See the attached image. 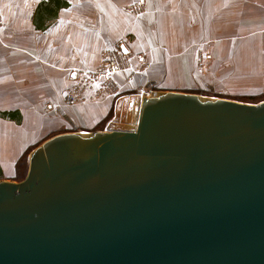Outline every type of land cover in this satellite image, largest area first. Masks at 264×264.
Listing matches in <instances>:
<instances>
[{
	"label": "water",
	"instance_id": "water-1",
	"mask_svg": "<svg viewBox=\"0 0 264 264\" xmlns=\"http://www.w3.org/2000/svg\"><path fill=\"white\" fill-rule=\"evenodd\" d=\"M0 264H264V102L114 96L0 186Z\"/></svg>",
	"mask_w": 264,
	"mask_h": 264
},
{
	"label": "crops",
	"instance_id": "crops-1",
	"mask_svg": "<svg viewBox=\"0 0 264 264\" xmlns=\"http://www.w3.org/2000/svg\"><path fill=\"white\" fill-rule=\"evenodd\" d=\"M107 1L112 3L65 0L66 7L58 10L56 18L38 29L35 16L43 0H0L4 23L0 27V186L27 181L34 150L43 145L60 137H92L103 132L106 124H112L113 119L107 120L114 111V96L118 93L140 86L143 90L148 82H158L154 75L160 65L157 54L132 42L135 51L145 53L152 61L148 72L134 78L128 72L118 73L113 91L106 96L84 104L67 103L71 68L95 65L102 48H113L118 37L128 30L122 20L102 21L99 8ZM213 2L217 14L227 0ZM235 2L231 8L238 14L248 3L254 11L259 6L260 12H264V0ZM85 13L94 19L86 18ZM173 69L170 66L168 70ZM143 92L139 91L142 96ZM161 93L168 91L147 94L141 99L152 100ZM25 158L23 167L21 160Z\"/></svg>",
	"mask_w": 264,
	"mask_h": 264
},
{
	"label": "rangeland",
	"instance_id": "rangeland-1",
	"mask_svg": "<svg viewBox=\"0 0 264 264\" xmlns=\"http://www.w3.org/2000/svg\"><path fill=\"white\" fill-rule=\"evenodd\" d=\"M109 1L112 3L104 2L99 8L102 21L113 18L128 26L115 45L125 41L133 53L146 55L133 49L131 43L137 42L139 47L157 54L161 69L154 72L157 83L148 82L143 90L140 86L116 96L141 99L147 94L168 91L247 104L264 102V12H260L259 6H254V11L248 3L238 14L231 8L235 0H227L216 14L214 0H142L139 11L132 14L128 7L138 0ZM85 16L94 19L93 15ZM3 25L0 11V27ZM105 48L95 65L70 69L69 85L72 71L92 70L100 65L109 49ZM147 61L149 67L140 72L152 68V61ZM170 66L175 70L169 71ZM139 91H144V95ZM91 95L78 104L92 101L95 97ZM111 119L113 111L107 121Z\"/></svg>",
	"mask_w": 264,
	"mask_h": 264
},
{
	"label": "built area",
	"instance_id": "built-area-1",
	"mask_svg": "<svg viewBox=\"0 0 264 264\" xmlns=\"http://www.w3.org/2000/svg\"><path fill=\"white\" fill-rule=\"evenodd\" d=\"M141 6L142 0H138L131 4L128 10L135 14ZM130 49L127 42L121 41L104 52L100 65L95 69L72 71V82L66 94L67 103L77 104L91 94L92 97L102 98L113 91L116 74L128 72L130 78H134L140 71L148 68L147 56L141 53L135 54Z\"/></svg>",
	"mask_w": 264,
	"mask_h": 264
},
{
	"label": "trees",
	"instance_id": "trees-1",
	"mask_svg": "<svg viewBox=\"0 0 264 264\" xmlns=\"http://www.w3.org/2000/svg\"><path fill=\"white\" fill-rule=\"evenodd\" d=\"M66 7L65 0H43L37 9L35 16V26L40 29L47 25L50 19H54L57 16V12L60 8ZM26 158L21 160V166H25Z\"/></svg>",
	"mask_w": 264,
	"mask_h": 264
}]
</instances>
